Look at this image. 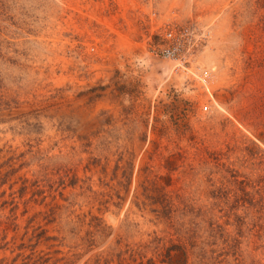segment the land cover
Listing matches in <instances>:
<instances>
[{
  "label": "rangeland",
  "instance_id": "rangeland-1",
  "mask_svg": "<svg viewBox=\"0 0 264 264\" xmlns=\"http://www.w3.org/2000/svg\"><path fill=\"white\" fill-rule=\"evenodd\" d=\"M0 264H264V0H0Z\"/></svg>",
  "mask_w": 264,
  "mask_h": 264
},
{
  "label": "built area",
  "instance_id": "built-area-1",
  "mask_svg": "<svg viewBox=\"0 0 264 264\" xmlns=\"http://www.w3.org/2000/svg\"><path fill=\"white\" fill-rule=\"evenodd\" d=\"M192 34L190 27L169 25L160 34L148 38V51L153 56L174 63L178 69L190 71L195 66L197 47ZM207 78L208 73H205L203 80L206 82Z\"/></svg>",
  "mask_w": 264,
  "mask_h": 264
}]
</instances>
